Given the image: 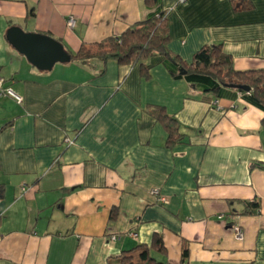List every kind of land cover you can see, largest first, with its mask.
Listing matches in <instances>:
<instances>
[{
	"label": "crops",
	"instance_id": "crops-1",
	"mask_svg": "<svg viewBox=\"0 0 264 264\" xmlns=\"http://www.w3.org/2000/svg\"><path fill=\"white\" fill-rule=\"evenodd\" d=\"M162 11L179 64L215 45L236 71L264 70V0H0V78L22 99L0 97V264H108L155 235L167 264L183 246L184 264H264V110L158 57L41 72L6 40L19 27L75 54Z\"/></svg>",
	"mask_w": 264,
	"mask_h": 264
},
{
	"label": "trees",
	"instance_id": "trees-1",
	"mask_svg": "<svg viewBox=\"0 0 264 264\" xmlns=\"http://www.w3.org/2000/svg\"><path fill=\"white\" fill-rule=\"evenodd\" d=\"M167 12L153 14L144 22L127 29L120 36L108 37L99 43H82L75 54L67 52L69 62L86 64L91 60L101 62L114 61L119 65H137L152 57L160 61L168 60L174 65L178 78H184L189 83L201 88L205 93L219 92L228 86H246L249 94L237 90L255 107L264 110V70L236 71L231 58L222 52L220 46L210 45L201 48L194 56L190 65H181L176 58L168 53V31L165 27ZM144 66L142 65V68ZM146 72L147 68L144 67ZM180 71V72H179ZM155 120L164 124L168 133V143L179 139L175 120L168 117L163 108L155 107L150 110ZM252 206L258 208L252 203ZM113 211L111 212V218ZM162 253L164 247L159 236L152 238L151 246L138 245L131 250L122 252L108 264H167L158 260L152 254ZM187 258V249H182V264Z\"/></svg>",
	"mask_w": 264,
	"mask_h": 264
},
{
	"label": "water",
	"instance_id": "water-1",
	"mask_svg": "<svg viewBox=\"0 0 264 264\" xmlns=\"http://www.w3.org/2000/svg\"><path fill=\"white\" fill-rule=\"evenodd\" d=\"M6 40L35 69L50 71L56 64L68 63L69 55L63 46L46 35L24 32L19 27H12L6 33ZM229 89L249 92L246 86H228Z\"/></svg>",
	"mask_w": 264,
	"mask_h": 264
},
{
	"label": "built area",
	"instance_id": "built-area-1",
	"mask_svg": "<svg viewBox=\"0 0 264 264\" xmlns=\"http://www.w3.org/2000/svg\"><path fill=\"white\" fill-rule=\"evenodd\" d=\"M186 1L187 0H177V4L183 5L186 3ZM74 23L75 22L73 18H69L66 21V25L70 29L74 27ZM246 94H249V92H246ZM0 97L12 98L17 104H20L22 102V99L19 96H17L10 87L5 86V81L2 78H0ZM68 143L71 144L72 142L68 140ZM151 194L152 196L155 197L157 204L163 205L167 203L165 198L159 195L158 189H152ZM233 235L236 240L238 241L242 240L243 237L242 231L238 226L233 227ZM115 239H116L115 237L111 238L112 241H114Z\"/></svg>",
	"mask_w": 264,
	"mask_h": 264
},
{
	"label": "rangeland",
	"instance_id": "rangeland-1",
	"mask_svg": "<svg viewBox=\"0 0 264 264\" xmlns=\"http://www.w3.org/2000/svg\"><path fill=\"white\" fill-rule=\"evenodd\" d=\"M180 72V71H179Z\"/></svg>",
	"mask_w": 264,
	"mask_h": 264
}]
</instances>
